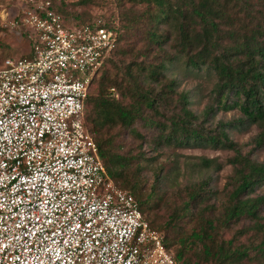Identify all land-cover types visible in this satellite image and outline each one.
I'll return each mask as SVG.
<instances>
[{"label": "built area", "instance_id": "2783aa9c", "mask_svg": "<svg viewBox=\"0 0 264 264\" xmlns=\"http://www.w3.org/2000/svg\"><path fill=\"white\" fill-rule=\"evenodd\" d=\"M18 2L28 6L2 7L0 20L33 49L0 68V264H182L84 120L117 31L69 23L55 0Z\"/></svg>", "mask_w": 264, "mask_h": 264}, {"label": "trees", "instance_id": "16d2710c", "mask_svg": "<svg viewBox=\"0 0 264 264\" xmlns=\"http://www.w3.org/2000/svg\"><path fill=\"white\" fill-rule=\"evenodd\" d=\"M78 1L86 3L91 0ZM125 1L146 5L141 16H132V20H142L145 17L149 24L147 45L139 53L148 54L154 48L160 49L169 39L178 51L165 55L166 57L158 55L157 60L150 62L134 59L123 70L118 66L111 69L108 65L114 62V54L120 50L132 53L136 50V44L129 43L127 49L121 48L120 41L125 37L123 31L114 23L107 22L117 31L118 42L91 82L84 120L94 134L109 174L117 183L123 180L130 185V189H127L135 194L144 212L147 197H142L135 179V171L143 166L142 160L136 153L117 150L115 140L110 134L117 126L140 134L134 126L139 120L148 121L161 128L156 140L166 143L222 145L233 148L237 154L230 162L237 166V184L231 191L232 202L226 208L225 216L228 220L248 217L264 230V221L261 220L264 218L261 214L264 212V191L252 194L257 186L264 185V161H256L249 155H244L224 127L219 132H208L203 124L197 125L196 119L200 115L189 107V93L181 92L178 96L180 111L171 117L169 124L157 117L160 107L170 103L171 95L179 83L177 78L162 83L166 78L168 62L184 57L188 68L205 71L216 78L213 86L215 103L209 107L206 117L214 116L222 108L239 107L243 113L242 122L258 123L262 127L257 143L259 146L264 143V0H119L121 4ZM63 2L55 0V5L69 23L80 24L97 19H84L79 13L76 17H69L65 14L67 9ZM243 11H258L260 18L257 23H248L242 17ZM164 26H168V30H162ZM19 32L26 38L21 29ZM23 55H31V52ZM114 69L117 71L113 72ZM160 82L162 86L158 88ZM96 84L97 91L94 92ZM112 87L118 89L119 97L112 94ZM125 98H129V101L126 102ZM148 110L155 113L147 114ZM140 135L144 137L143 134ZM204 160L207 164L213 161L211 158ZM217 167H221V164L217 163ZM193 199L195 193L187 205ZM144 214L147 217L145 212ZM150 223L153 226L151 221ZM212 224L210 220V225ZM192 234L203 239L206 255L224 257L223 259L236 256L242 259L247 254V249H237L231 254L223 244L214 249V240L210 233L206 234L208 237L202 236L199 231H193ZM206 237L211 239V245L207 243ZM164 238L166 241L165 235ZM259 245L264 250V237ZM176 256L182 264H200L184 257L182 248L177 251Z\"/></svg>", "mask_w": 264, "mask_h": 264}, {"label": "rangeland", "instance_id": "374dc122", "mask_svg": "<svg viewBox=\"0 0 264 264\" xmlns=\"http://www.w3.org/2000/svg\"><path fill=\"white\" fill-rule=\"evenodd\" d=\"M63 1L67 9L65 14L69 17L79 13L84 19L97 17L114 23L125 36L120 41L121 48L127 49L129 43L136 44V50L132 53H124L121 50L116 52L114 62L108 65L111 69L118 66L123 70L125 65L134 59L150 62L157 60L158 55L166 57L165 55L178 51L169 39L162 48H154L155 52L139 53L147 45L146 34L149 24L145 17L142 20H132V16L139 14L141 16L145 4H132L129 1L121 4L119 0H91L86 3H80L78 0ZM27 6L28 3H19L18 0H0V8H8L12 16L14 11ZM241 14L251 25L256 24L260 18L258 11L251 13L243 11ZM19 30V26L14 27L0 20V68L4 66L2 63L6 56H19L32 51L31 41H26L28 38H24ZM162 30H168V26H164ZM168 63L166 78L162 83L168 82L171 78H177L179 83L171 95L170 103L160 107L157 117L169 124L171 117L180 111L178 96L181 92L189 93L191 99L189 107L200 115L196 119L197 125L203 124V128L208 132H219L224 127L244 155H249L256 161H264V143L260 146L257 143V136L262 127L258 123L242 122L243 113L239 107L222 108L214 116L206 117L209 107L215 103L213 98L215 76L188 68L184 57ZM115 71L117 70L114 69L113 72ZM162 83L157 85L158 88H161ZM94 88L96 92L97 84ZM110 90L113 95L119 97L116 87ZM124 100L128 102L129 98ZM154 113L155 111H147V114ZM134 126L144 137L123 126L115 127L110 134L115 140L117 150L136 153L142 160L143 166L135 171V179L142 197H147L144 212L153 226L166 236L167 244L175 253L182 248L184 257L200 264H264V250L259 245L264 237V230L248 217L228 220L225 216L226 208L232 202L231 191L237 184L235 175L237 166L230 162L237 151L222 145L166 143L156 140L162 131L156 125L139 120ZM207 158L213 161L207 164L204 160ZM217 163H220L221 167H217ZM118 184L130 189V185L123 180H119ZM263 191L264 185L257 186L252 194ZM194 193L195 199L187 205ZM261 214L264 217V212ZM261 220L264 221V218ZM193 231H199L202 236L210 233L214 242L212 243L208 236L206 241L208 244L212 243L214 249L223 244L231 254L237 249H247V254L242 259L236 256L227 259L208 254L207 256L203 239L195 237Z\"/></svg>", "mask_w": 264, "mask_h": 264}]
</instances>
